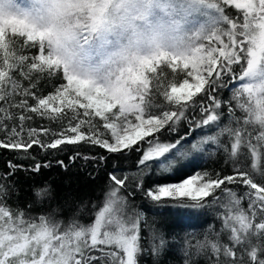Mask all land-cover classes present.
<instances>
[{
    "label": "snow or ice",
    "instance_id": "1",
    "mask_svg": "<svg viewBox=\"0 0 264 264\" xmlns=\"http://www.w3.org/2000/svg\"><path fill=\"white\" fill-rule=\"evenodd\" d=\"M230 5L242 10V21L229 14ZM219 10V30L191 55L174 56L170 62L149 61L140 70L133 79L141 86L140 94L124 86L111 91L92 88L87 81H78L55 67L36 38L0 27V48L5 49L0 56V101L6 105L0 108V125L16 119L10 109L22 110L19 124L6 140H0V148L27 151L37 145L43 151H59L62 145L83 143L122 153L150 138V147L137 161L140 172L133 173L141 182L130 190L127 174L118 178L109 173L114 186L92 225L75 224L63 231L51 218L40 216L36 223L31 216L25 218L26 212L11 209L0 200V264H139L144 216L126 211L129 196L139 191L156 205L159 214L170 218L165 222L171 226L195 227L206 221L205 209L221 204L217 190L227 193L222 207L227 210L224 230L229 243L222 244L217 238L202 245L214 254L212 264H264V0H219ZM254 26L259 27L258 35L251 31ZM9 42L18 56L15 62L6 58ZM25 47L38 49L39 54H19ZM61 73L67 83L56 87L54 94L42 95L41 81L53 84ZM224 90L230 91V99H222ZM17 96L21 97L18 101ZM28 113L55 121L56 128L28 127L25 137V122L32 120ZM182 121L189 128L214 126L217 131L191 145L188 136L161 142ZM208 145L223 151L232 165L231 174L187 175L201 167L202 156L197 154L175 169L172 175L177 182L145 190L142 177L146 170L156 165L169 172L175 158L208 152ZM216 151L208 154L216 155ZM78 156L79 152L71 159ZM83 159L104 161L105 157ZM57 163L67 167L63 160ZM42 166L51 165L37 164L32 170L38 172ZM16 167L10 164L13 170ZM181 176L186 178L181 180ZM229 185L246 186L247 191L238 197ZM122 191L127 195H121ZM210 197L211 204L206 201ZM243 199L247 209L241 206ZM150 233L152 252L159 255L165 235L154 226Z\"/></svg>",
    "mask_w": 264,
    "mask_h": 264
},
{
    "label": "trees",
    "instance_id": "2",
    "mask_svg": "<svg viewBox=\"0 0 264 264\" xmlns=\"http://www.w3.org/2000/svg\"><path fill=\"white\" fill-rule=\"evenodd\" d=\"M228 12L242 21V10L235 9L234 5H230ZM19 54L38 55L39 53L38 49L25 47ZM60 77L53 84L41 81V94H54L56 87H59L61 83L66 84L62 73ZM23 83L26 85L27 81H23ZM20 98L17 96V101ZM222 99H230L229 90L222 92ZM32 103L33 101L29 99V104ZM5 106V102L0 101V108ZM224 110L226 113V108ZM10 111L13 112L16 119L3 121V125L0 127H5V131H0V140H6L11 129L19 124V113L22 110L10 109ZM28 114L32 116V120L25 122V137L28 127L56 128L55 121H50L35 113ZM215 131L217 129L214 126L197 129L193 125L192 128H189L188 124L182 121L177 130L166 133L167 139L162 137L161 142L174 141L181 136H188V143L191 145L205 135L214 134ZM147 139L150 138L134 145L131 152L124 150L122 153H109L99 146L83 143L66 147L62 145V150L59 151L51 149L43 151L37 145H33V148L27 151L0 148V188L3 189L0 192V200L11 209L26 212L25 218L31 216L36 223H40V216H44L46 220L51 218L60 225V229L63 231H69L75 224L91 225L98 210L107 199V192L114 186L109 173L117 174L118 178H124L127 174L126 183L130 190H134L135 186L141 182V177H134L133 173L140 172L137 161L150 147ZM137 147L141 149L140 152L135 151ZM207 149L208 152L216 151L215 146L212 145H208ZM77 152L80 153V156L72 160L71 157ZM208 152H193L187 157L175 158V163L169 172H164L159 166L154 165L150 170H146L142 177L145 190L154 185L177 182L172 175L175 169L197 154L202 156L201 167L193 169L187 175L197 172L201 174L207 172L210 175L220 173L221 176L232 173V165L226 162L227 158L222 150L216 151V155H210ZM84 156H104L105 160L85 161ZM59 160H63L67 167L58 164ZM10 164L17 165V167L13 170L10 168ZM37 164H50L51 166H42L38 172L33 171L32 169ZM185 177L181 176L180 179ZM213 178H215L214 175ZM229 187L237 193L238 197L243 196V193L247 191L246 186L229 185ZM37 192L40 194L37 195ZM121 195H127V193L122 191ZM216 196L220 197L221 204H213L205 209L206 221L195 227L171 226L165 222L170 218L159 214L156 205L145 199L139 191H135L134 195L129 196L130 207L126 211L128 213L135 211L144 216L140 230L139 264H185L186 260L188 264H212L215 259L214 254L210 247H202V245L216 241L217 238L222 244L229 243L227 230H224V216L227 215V210L222 207V204L226 202L227 193L222 194L217 190ZM206 201L211 204L212 198H206ZM161 203H171V201L162 200ZM241 206L247 209L246 199L241 200ZM152 226L165 235L166 242L159 255L152 252L150 233Z\"/></svg>",
    "mask_w": 264,
    "mask_h": 264
},
{
    "label": "clouds",
    "instance_id": "3",
    "mask_svg": "<svg viewBox=\"0 0 264 264\" xmlns=\"http://www.w3.org/2000/svg\"><path fill=\"white\" fill-rule=\"evenodd\" d=\"M221 19L219 0H0V27L36 38L55 67L92 88L135 94L149 61L191 55ZM6 58L18 59L11 42Z\"/></svg>",
    "mask_w": 264,
    "mask_h": 264
},
{
    "label": "rangeland",
    "instance_id": "4",
    "mask_svg": "<svg viewBox=\"0 0 264 264\" xmlns=\"http://www.w3.org/2000/svg\"><path fill=\"white\" fill-rule=\"evenodd\" d=\"M66 83H67V81H66ZM196 173H194V174H192V175H195ZM186 178V177H185ZM106 202V201H105ZM105 204V203H104ZM104 204H103V206L98 210V212H97V214L103 209V207H104ZM96 214V215H97ZM95 219H96V216H95ZM95 219H94V221H93V223L92 224H94L95 223ZM91 224V225H92Z\"/></svg>",
    "mask_w": 264,
    "mask_h": 264
}]
</instances>
